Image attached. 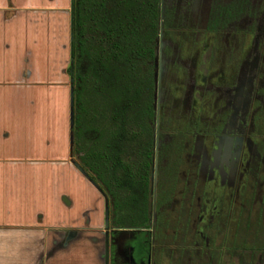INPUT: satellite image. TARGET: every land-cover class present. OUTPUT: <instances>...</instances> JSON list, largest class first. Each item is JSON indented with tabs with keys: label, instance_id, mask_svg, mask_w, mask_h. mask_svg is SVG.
<instances>
[{
	"label": "crops",
	"instance_id": "obj_1",
	"mask_svg": "<svg viewBox=\"0 0 264 264\" xmlns=\"http://www.w3.org/2000/svg\"><path fill=\"white\" fill-rule=\"evenodd\" d=\"M71 36L72 0H0V264H105L107 200L72 162Z\"/></svg>",
	"mask_w": 264,
	"mask_h": 264
},
{
	"label": "flooded vegetation",
	"instance_id": "obj_2",
	"mask_svg": "<svg viewBox=\"0 0 264 264\" xmlns=\"http://www.w3.org/2000/svg\"><path fill=\"white\" fill-rule=\"evenodd\" d=\"M159 9L152 173L157 171L158 159L165 161L185 147L199 145L201 156L210 148L217 163L236 145L242 150L246 143L251 149L250 133L256 122L264 121V0H159ZM241 22L244 24L239 25ZM168 124L186 126L177 134L168 126L167 135L172 138L166 146L163 127ZM184 156L187 162L195 161L192 152ZM166 163L161 170L167 172L165 182L161 180L163 189L177 172L171 160ZM194 167L201 174V167ZM205 184L206 180L203 187ZM172 191L160 194L159 209ZM155 208L156 202L153 208L151 203L149 226L134 229H153ZM109 210L111 248L110 205ZM112 227L124 229L113 221ZM214 248L207 245L200 249L210 264L216 262Z\"/></svg>",
	"mask_w": 264,
	"mask_h": 264
},
{
	"label": "trees",
	"instance_id": "obj_3",
	"mask_svg": "<svg viewBox=\"0 0 264 264\" xmlns=\"http://www.w3.org/2000/svg\"><path fill=\"white\" fill-rule=\"evenodd\" d=\"M159 22V0H72V154L119 228L151 218Z\"/></svg>",
	"mask_w": 264,
	"mask_h": 264
},
{
	"label": "rangeland",
	"instance_id": "obj_4",
	"mask_svg": "<svg viewBox=\"0 0 264 264\" xmlns=\"http://www.w3.org/2000/svg\"><path fill=\"white\" fill-rule=\"evenodd\" d=\"M168 126L177 134L186 124L163 127L166 146L172 138ZM250 136L251 149L246 143L242 150L236 145L221 163L210 148L201 156L199 145L185 147L165 161L160 157L151 174L156 224L150 230L118 229L111 221L110 264H210L200 250L207 245L216 248L214 264H264V121L256 122ZM189 152L195 161L187 162L184 155ZM166 160L177 172L163 189ZM171 188L159 209L158 197Z\"/></svg>",
	"mask_w": 264,
	"mask_h": 264
},
{
	"label": "water",
	"instance_id": "obj_5",
	"mask_svg": "<svg viewBox=\"0 0 264 264\" xmlns=\"http://www.w3.org/2000/svg\"><path fill=\"white\" fill-rule=\"evenodd\" d=\"M71 39L73 40V35L71 36ZM71 63H73V57H71ZM71 92H70V125L71 128L74 126V101H75V93H74V79L73 76L71 75ZM73 142V134L71 135V143ZM73 164L88 178L91 183L101 192L104 194L103 189L93 180L91 179L90 175L85 171V169L81 166V164L73 159L72 160ZM109 222H110V210H109V205L108 202H106L105 206V226H104V231H105V236H106V244H105V264H110L109 263V251H110V246H109Z\"/></svg>",
	"mask_w": 264,
	"mask_h": 264
}]
</instances>
